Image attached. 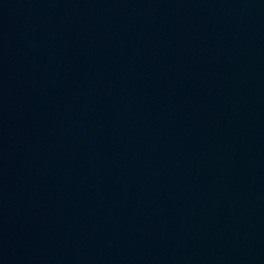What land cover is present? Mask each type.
I'll list each match as a JSON object with an SVG mask.
<instances>
[{
	"label": "water",
	"instance_id": "water-1",
	"mask_svg": "<svg viewBox=\"0 0 264 264\" xmlns=\"http://www.w3.org/2000/svg\"><path fill=\"white\" fill-rule=\"evenodd\" d=\"M0 264H264V0H0Z\"/></svg>",
	"mask_w": 264,
	"mask_h": 264
}]
</instances>
